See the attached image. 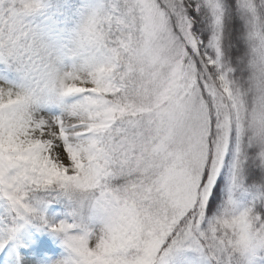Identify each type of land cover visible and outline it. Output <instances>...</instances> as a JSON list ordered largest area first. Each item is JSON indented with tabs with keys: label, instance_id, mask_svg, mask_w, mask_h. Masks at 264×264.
<instances>
[{
	"label": "snow or ice",
	"instance_id": "1",
	"mask_svg": "<svg viewBox=\"0 0 264 264\" xmlns=\"http://www.w3.org/2000/svg\"><path fill=\"white\" fill-rule=\"evenodd\" d=\"M0 264H264V0H0Z\"/></svg>",
	"mask_w": 264,
	"mask_h": 264
}]
</instances>
